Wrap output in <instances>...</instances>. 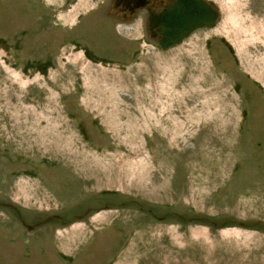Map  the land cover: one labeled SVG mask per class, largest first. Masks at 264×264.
<instances>
[{"label": "rangeland", "instance_id": "1", "mask_svg": "<svg viewBox=\"0 0 264 264\" xmlns=\"http://www.w3.org/2000/svg\"><path fill=\"white\" fill-rule=\"evenodd\" d=\"M101 1L79 0L77 12ZM215 1L220 17L213 27L196 30L156 57L124 59V71L92 63L81 68L84 105L105 113L101 118L113 136L94 137L82 148L70 135L68 144L81 148L69 147L62 165L78 196H50L48 190L46 196H0L18 203L29 224L51 212L66 224L49 218L26 229L0 205V264H264V196H255L253 183L264 158L255 160L259 150L252 143V158L242 163L236 133L240 110L255 113L257 104L263 116L254 128L264 127V0ZM119 31L129 32L125 26ZM48 96H60L59 90L54 87ZM130 117L136 120L130 129L138 132L127 129ZM108 145L114 151L95 152ZM44 154L34 155L38 160ZM6 155L0 152V164L14 161L11 151ZM145 166L156 167L160 196L80 195L135 187L137 179L146 181ZM39 181L34 179L36 192L43 191ZM129 197L166 217L144 215L128 204ZM117 200L126 207L77 217Z\"/></svg>", "mask_w": 264, "mask_h": 264}, {"label": "flooded vegetation", "instance_id": "2", "mask_svg": "<svg viewBox=\"0 0 264 264\" xmlns=\"http://www.w3.org/2000/svg\"><path fill=\"white\" fill-rule=\"evenodd\" d=\"M78 1L0 0V152L5 159L9 151L14 157L13 162L0 164V196H46L44 190H48L50 196L77 194L69 188L68 170L62 165L67 150L69 147L77 150L81 145L83 148L84 144L93 143L94 137L113 136V130L105 128V120L101 118L105 113L99 108L89 110L84 105L85 99L81 94L85 84L79 75L81 68L92 63L124 71V59L131 58L136 63L140 58L149 59L162 54L172 47L165 50L160 46L163 37L161 24L164 22L162 14L174 3L186 0H102L83 14L77 12ZM200 1L216 12V24L220 17L217 2ZM74 11L76 17L69 21L68 14H74ZM214 25L201 28L208 29ZM122 26L127 28L128 34H120ZM201 28L190 31L185 38ZM117 37L120 41H117ZM220 41L228 46L223 37H220ZM146 46H151V50ZM37 54L44 60L37 59ZM55 71L58 72V80L52 79ZM70 75L74 77L73 81L68 80ZM37 76H40L39 80ZM54 87L59 90L60 96L53 99L48 94ZM236 89L238 86H235ZM72 93L76 95L71 96ZM248 97L243 95L244 100ZM254 109L255 113H250L242 108L236 124L238 155L244 164L248 158H252L253 153L247 150V145L252 143L259 150L255 160L264 158V127L259 130L254 128L263 115L257 113L260 112L259 104ZM130 120L127 129L138 132V129H130V125L136 126V123L133 124L136 120L131 117ZM159 125L157 121V127ZM71 134L78 138L76 142L82 141L83 144L78 146L74 142L75 145H69ZM110 141V144H114L112 138ZM102 148L98 147L95 152L114 151L113 145ZM36 151L48 153V156L44 154L37 160L34 155ZM261 165H256L253 183L258 192L255 196H264V189L259 191L258 186L261 182L264 187V166ZM77 167L83 175L86 174L81 166ZM79 171L72 169L73 173ZM141 172L146 181L137 179L135 187L128 183V186H121L116 191L102 189L92 195H80L102 196L100 194L110 192L105 196H160L161 181L156 167L145 166ZM37 177L40 178L37 187L43 191L36 192L34 179ZM22 183L27 185L24 191L21 190ZM120 200L95 207L94 210L87 208L83 213L85 215L77 217L83 218L91 211L113 209V205L118 206L117 210H122L126 205H121L120 202L124 201ZM128 201L144 215L157 220L166 217L156 216L151 208L144 209L137 198L129 197ZM0 205L12 212L26 229L32 228L27 225L34 227L47 222L49 218L65 224L58 212H51L46 218L29 224L23 219L18 203L0 201ZM173 213L184 218L177 212Z\"/></svg>", "mask_w": 264, "mask_h": 264}, {"label": "water", "instance_id": "3", "mask_svg": "<svg viewBox=\"0 0 264 264\" xmlns=\"http://www.w3.org/2000/svg\"><path fill=\"white\" fill-rule=\"evenodd\" d=\"M162 18L163 37L160 46L166 50L170 46L182 43L190 31L214 25L216 12L200 0H186L174 3L171 8L164 11ZM22 223L27 225L25 222Z\"/></svg>", "mask_w": 264, "mask_h": 264}, {"label": "bare ground", "instance_id": "4", "mask_svg": "<svg viewBox=\"0 0 264 264\" xmlns=\"http://www.w3.org/2000/svg\"><path fill=\"white\" fill-rule=\"evenodd\" d=\"M63 137V136H62ZM81 219V218H80ZM27 227V226H26Z\"/></svg>", "mask_w": 264, "mask_h": 264}]
</instances>
